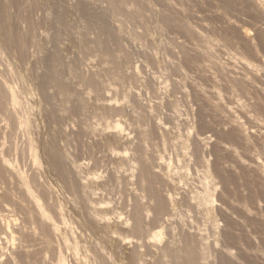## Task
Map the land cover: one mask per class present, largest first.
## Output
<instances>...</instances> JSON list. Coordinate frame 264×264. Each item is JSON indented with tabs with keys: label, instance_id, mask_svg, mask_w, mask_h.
I'll use <instances>...</instances> for the list:
<instances>
[{
	"label": "bare ground",
	"instance_id": "1",
	"mask_svg": "<svg viewBox=\"0 0 264 264\" xmlns=\"http://www.w3.org/2000/svg\"><path fill=\"white\" fill-rule=\"evenodd\" d=\"M89 1L91 0H80L79 2L81 3V5L82 4L85 5L86 2ZM93 1H95L94 2L95 4H98L97 2L100 3L103 2L104 4L103 3L102 4L106 5V7L111 6L112 2L113 3L116 2L115 0H93ZM117 1L118 2L116 4L118 8L116 7L117 9L116 11H114V21H116L117 23L120 22L122 24L121 27L115 26L116 28L114 27L115 28L114 29L113 27H108V26L102 27L104 25L89 24V26L87 25L88 26L87 32L88 31L91 32L89 33L91 36H93V38L90 36L92 38V41L94 40L96 41V43L100 42L103 43V46L104 45L107 46V50H105L106 52L103 53L104 58L106 57L108 58L109 56H114V57L116 56V58L118 56L119 58V54L115 53V50L114 52L113 50H111L112 49L111 46L113 44L116 45L117 43L119 45L118 47H120V50L122 51V52L120 51V53L121 54L124 53L126 61L123 59H121L122 61L116 60L117 61L116 66L113 64L112 69H114L113 72L118 71L117 75L114 76L112 74L111 76L110 73H107L102 79L104 81V84L106 83L105 85L106 87L104 88L105 89L104 91L105 92L107 91L106 92L107 97L106 96L105 98L100 97L103 96L99 94L102 92L101 90H99L101 92L96 94L97 96L92 97L94 101V110H93L94 115L92 114L93 111L91 110L93 108V105L90 108V110L92 111L90 115H93L91 116V118L93 117L94 122L92 121L93 119H90V115H88L89 117L86 116L87 115L85 112L86 106L84 105L87 104L85 103L84 105L82 104L80 107L81 111L79 112L80 113L79 117H81L80 119L81 123L80 122L79 123L81 124L80 127L81 129L94 130L91 133L99 134L100 136L102 135V133L103 135H105V133H107L106 135L109 134L112 135L111 134L112 129L120 125L121 120L119 119V115L123 114L122 113L123 108L126 104L123 102L126 101L124 98L127 97V93L129 89H133L136 91L137 96L134 97L133 100L131 98L127 99V102L130 101L131 104L135 106L133 107L135 109L134 112L135 116L134 115L132 116L135 117V119L138 118L139 123L138 124L136 123L137 125L134 123H129L128 125L127 123V126L124 127L130 128L133 126L132 127L133 129L132 128L131 129H132V134L135 137L133 139L135 140L133 142L131 141L132 144L131 146H129L131 142L127 144L128 142L127 141L124 142L123 141L124 139H122L121 135H115L114 141L116 144L114 145L113 148H111L112 146L110 145V148L111 150L113 149V152L111 150L109 151L108 148L109 151L108 154L110 152L114 153L115 151V155L119 153L120 158L118 159L120 160L112 161L108 163L105 161L102 162L101 166L102 167L105 166L108 168L106 173H104L105 175L103 176L104 180L107 179L108 184L105 186L102 185L99 186L98 184L99 187L97 188H99L98 189L99 193H101L102 196L98 195L97 194L98 191H96L97 188L92 186L91 183L81 185L82 183L80 178H82L84 174L82 175L83 169L81 170L82 173L79 170L81 167L83 168L84 166L83 161L85 160H83V158L78 155L79 152L76 153L75 151L77 148L76 143L80 142V137L78 138L77 136L79 132L78 133L73 132L75 133L73 134L69 131L70 134L68 136L70 137L58 138L57 135L58 130L55 129H59V127H56L53 131H51L52 134L50 133L51 135H48L46 137L41 149L36 147L33 141L30 140L29 138H28L29 141L27 140L25 142V145L19 143L18 129L19 128L22 129L24 127L23 129L24 130L27 129L26 132L28 131V127L26 126V122L28 119L27 118L28 111L25 112V110H30L32 109V107L28 103L29 102L27 101L28 99L25 100L23 99L24 102L25 101L27 102L25 104L24 103H19V104L20 105L23 104L24 108L20 110L21 108L19 106L20 109H16L18 106L17 104L20 100L18 101L17 95L19 93L17 92V89L13 86L14 88L13 87H12L13 89L11 88L13 91L12 93L13 95L6 93L8 95V99L11 98V102H10L11 105L10 106L8 105V107L6 106L4 108L2 107L0 108V118L7 122L6 124L7 127H5L6 129L1 128L3 130L2 131L0 130V146H1L0 148V242L3 240L2 243H0V264H68L66 263L67 260H68L67 262H69V258L67 259V255H66L67 253L66 249L62 247V245L64 243L66 244V242H64V240L61 241L62 238L60 237L61 235L59 234L60 230L68 227L70 220L74 219L72 221L75 226L74 229L78 228L81 229L80 231H82L83 228L81 226H83L85 230L89 229L88 231L93 230L92 232H94V230H96L97 226L100 224L101 225L103 224L105 227H109V225L112 222L114 223L113 220H110L111 217H116L118 219L123 218L122 220L124 224H128L133 227L134 233L132 231V234H134L133 237H134V241H135L134 243L136 249L145 250L152 247L153 244L155 245L156 242L161 241L160 248L162 249L159 248V252L161 250L162 252L158 254L156 260H154V263L152 264H216V263L217 264H226V263L227 264H264V252L262 251L260 252L258 250L260 248L258 247L257 249V247L255 246L256 244L255 243H254L255 245L252 244L251 240L248 237L247 238L250 240V242L247 241V239H244L246 238V236L244 238H240V236L239 239H237L238 237L236 238L238 240V243H235V245L237 244L236 245L237 248L235 249L236 247L235 246L232 251L230 250L232 253L230 254L232 255L231 256L232 258L229 257L230 255L228 256L230 260L229 258L228 260L227 258L226 260H223L225 259L224 258L225 256L221 257L223 253L221 252L222 250L219 251L222 247H224L225 242L230 234L228 231H226L227 229L226 230L224 229V224H222L220 221V219H222L221 216L225 217L223 219L227 220L225 221L226 222L225 226L228 227V229L231 227L234 228L235 226L241 227L242 225L244 227H247L245 229H248L250 232L252 230H257L260 228L264 230V165L259 166L255 163L256 159L264 158V146L262 144L264 140V131L262 132L263 133L262 135L263 139L261 140L262 143L259 140L261 138V135H259L260 138H258L259 136H257L256 133L255 135L247 134L248 133L247 131L249 130V129L247 130L248 128L247 126L250 125L249 123H251V125L262 124L263 126L260 125L258 127L261 128L262 126L264 128V105H263L264 99L261 93L262 86L260 88L258 87V85L256 86V84L259 83L258 82L259 79L260 80L264 79V65H263L264 63L261 64L260 62V64L259 63L257 64L255 63L254 60H252L255 56L256 59L258 60V57L260 56V51L261 52L262 50L264 51V34H259L262 33V31L261 32L258 31L259 32L258 35H261L262 38L261 37L260 38L263 39L262 41L259 40L260 41L259 44L262 42L260 46L258 45L256 46L255 44H253L252 46L246 45L250 47L248 49H245L244 51L243 48L242 50L240 48L238 49L237 45H240L241 42L239 43L240 40L238 39L239 34L236 33L237 32L236 30H234L237 24L239 26L241 22L236 23L235 25V21H236L235 17H233V15L226 8L225 11L223 7H222L223 10L222 8H219L220 6L218 7L219 10L221 9V13L223 12V14L220 15L223 18L222 21H224L226 25L224 26L225 27L224 29L226 31L227 29L232 30V34L228 33L229 36L226 37V35L224 34L225 30L223 29L222 34H224L225 37L223 36L224 40L222 39L223 40L222 42H224V44L221 45L219 43H216V41H214L213 39L214 37L207 35L210 33H207L205 31L207 34H205L206 36H204L205 32L203 31V27L202 29L200 27L195 28L193 26L194 21L192 22L193 23L192 25L189 16L192 15L189 14L191 12L189 13L186 12L185 7H183L185 10H181V8H177L176 6L180 5L179 2L175 4L176 1L174 3L173 0H117ZM38 2H40V0L39 1L38 0H0V44L1 45L11 44L14 41H18V40L22 41L26 37L28 38V36H26L27 32L25 33L22 30H21L22 32H20L19 30L17 31L15 30L12 22L13 18L11 15L13 14L11 13V10L13 8H16L18 14L21 17H24L26 19L24 20L27 21V23L29 24L30 34L29 33L28 34L32 35L33 39L35 35L37 37L39 31L38 33L36 31L41 26V24H43L47 20L48 18L47 12H49L47 11V8L45 6L47 3L44 4ZM158 5H160V7L162 6L164 9L158 8L159 7ZM263 5H261V7ZM104 8L105 6L102 9L104 10ZM257 11L258 10H256V12ZM102 12L104 13V11ZM211 12L213 13V11ZM103 13L100 16L97 13L96 14L99 17L98 19H100L104 23V21L107 20L106 16L110 17V15L113 12L110 13L109 11L105 10V13L104 14ZM246 13L247 12L245 11V14ZM104 18H106V20ZM103 23L100 22V24ZM162 28L164 30H162ZM236 28L239 29L238 27ZM22 29L25 28L23 27ZM200 29L204 33L201 34ZM178 30L180 32L182 31L185 34V36L188 37L187 39L190 40V41L188 40L189 41L188 43V41L185 39L186 40L185 42L187 44L183 42L179 44L177 47H175V50L176 48H178L179 52L182 51L185 55V59H182L183 57L181 58L183 60V61L181 60V63L179 62L181 57L180 55H179L180 57H178L179 61L177 60L178 54L176 51L178 50L174 51L173 47L172 50L167 49L169 45H171V43L174 41L173 38H172L173 41L170 38L171 35L176 33L175 31ZM171 32H173V34L170 35ZM82 39L84 40V38ZM89 40L91 41V39ZM89 40L86 39L83 41V43L84 44L87 43L88 45V42H90ZM94 41L93 43L95 44ZM128 41L129 43L135 44V46L139 45V48L140 47L143 48V46L147 44H149L151 47H148V45L146 46L148 47L146 49L147 51L145 50L146 53L143 51L144 49L142 50L145 56L143 59H141L142 57L138 58V55L141 52L140 50H138L139 48L137 50H133L131 46L130 48H127V46H125L128 43ZM93 43L91 44L93 45ZM249 43L251 44V42ZM12 45H10L9 48ZM90 45L88 46L85 45L84 47V48L88 47L84 49L85 52H83L84 56L82 57L83 58L82 61L85 63L86 62L89 63L90 61H93L94 59L99 57L98 55L95 54V52L93 51L94 49H92ZM5 47L8 48L7 45ZM25 47H22L19 50L22 58L28 59L30 57V53L28 51L27 45H25ZM169 48H171V46ZM81 51L83 50L81 49ZM182 52H180V54ZM258 52L259 55H257ZM1 53H0V58L4 56ZM139 56H143V55L140 54ZM238 57L241 58L240 60L243 62V66H240L241 64L240 65L238 64V66L237 65L235 66L233 65L232 67L229 66L228 63L230 62H228V60L234 59L235 61L237 60L240 61ZM55 62L58 63V61ZM41 63L42 62H40V64ZM85 63H83V65H85ZM11 65L8 67H11ZM140 65L143 66L142 69L144 70L142 71L144 72L147 70L150 71L153 70L156 72V75L158 72L157 78H159V82L161 80L160 83H163L164 86L165 85L167 86L168 84L172 83L171 85L173 86L171 87L184 90V92H186L184 93L186 94V96L183 94L184 98L179 100L176 99L178 102L176 101L177 103H175L174 101L175 104H172V106H167L168 104L167 105L165 104L166 106L165 105L161 106L159 114L158 112H155V115H153L154 114L153 112L152 114L151 113L149 114L148 110L147 112L146 110H143L145 107L143 106L144 108H142L140 104L141 102H143L142 101L143 96L145 95V93H147L146 91L149 89V86H146V84L141 83V80L139 79L140 75L137 76L138 74L135 73V69L137 71V68ZM54 67H56V65ZM59 68L58 69L55 68L56 70H52L55 71L51 77L53 83V85L51 86L52 90H49L48 93L45 92L48 90L47 89L48 87L46 88V90L44 89L45 91L43 90L44 92H41L42 90L38 88L41 91L38 92L39 97L37 98H40L43 102L45 99L50 100V102L48 101V103L52 102V104H50L52 106L51 111L58 112V114L61 116L62 114L60 113L67 114V112L73 109V105L75 106V104L73 103L74 100H77L78 96L81 94L76 92L78 90L76 88L77 86L75 87V84L74 87L76 90L74 88L71 91H66L68 89L65 90L66 86L64 83L66 82H64L65 80H63L64 78V73L62 70L63 68L62 67L61 69ZM122 68L125 71L121 72V70H123ZM9 70H6L3 73L0 71V77L1 78L5 77L8 79H11L12 77L14 81L15 76H17L16 75L17 73H15L14 75L12 73V70L11 71ZM17 71L19 74L18 77L19 78L21 77L22 79L28 78L30 74L29 72L30 70H27L25 68L23 69L21 68L19 70L17 69ZM210 77H212L213 79L211 80ZM90 79L93 80L92 78ZM4 81H6V79ZM4 81L0 84H3ZM19 81L22 82V80ZM67 81H69V79H67ZM69 82L68 84H70ZM11 83L10 85L12 86ZM38 83H40V81ZM52 83H50V85ZM210 84H212L211 88L213 87L212 88L213 92L212 90L211 91L209 90ZM82 85L84 86V82ZM188 86L189 87L191 86V88L196 87V89L194 90H198V92L194 91V94L195 93L199 94L197 95V97L195 96L196 99L197 98L203 99L205 94H208L209 91L210 94L211 93L215 94L213 95L212 98H214L215 96V100L216 99L217 100L215 101L212 98L210 99L214 100L213 104L215 105V107H217L218 111L220 112L223 111L222 113L224 117L221 122L220 128H223L226 131L227 137H225L226 136L225 135L223 138L225 139L227 138L228 140L227 145L230 144V146L233 148L232 151L233 154L230 153V156L232 157V155L236 154L237 157L234 155L236 159L234 157H233L234 160L231 159L229 154L225 153V150L221 151L223 149L222 146L224 145V142L222 143L221 141H219L220 139L217 140V143L219 141V143H222L223 145L220 147V144L218 143L219 144L218 147H220L221 149L218 148L217 152L215 151L217 149L214 150L215 152L214 156L217 154L216 155L217 157H215L216 160L210 161L211 157L208 158V156L206 155L207 151L205 152L206 150L205 148H208L209 139L204 138L201 134H197L199 132H196V129L198 128L199 131L202 128V127L200 128L201 125L203 126V128H206V125L209 127V124L212 125L214 124V127H216L215 130L217 131V127L220 126L219 123L220 120L219 118H215V116L213 118L212 114L214 112L212 111H214V108H211V110L213 109L211 111L212 114L211 112L210 113L208 112V114L209 115L211 114L212 117L207 116V110L210 109V107L209 109L205 108L207 106L205 107L200 106L202 109L200 114L201 115L203 114V116H201L202 121L200 120L202 124L199 123L200 126L197 125L198 123L197 124L194 123L192 117L189 118L190 98L188 99L187 97L188 95L187 90L191 91V88H189ZM99 87H101V85ZM103 87H101V89ZM151 87L152 86H150V89ZM0 88L3 90L1 85ZM253 88L254 90L251 91V89ZM94 89H100V88H94ZM7 91H9V89ZM156 91L157 90H155L154 92ZM148 92L150 93L151 91L149 90ZM9 95H11V97H9ZM153 96H155V94ZM80 98L81 97L78 98V101ZM102 101H105V106L98 104ZM37 103L36 105L32 103V105L33 106L35 105L34 107L36 108ZM142 105H144V103ZM41 107H43V105ZM41 107L38 106V108L42 109ZM262 107L263 109H261ZM78 109L79 108H77V110ZM183 114H185V116L191 120H185L186 118L184 117L185 119L183 118L184 120L183 122L181 121L182 122L181 123L179 118L181 117L180 115ZM215 114H217V112ZM178 116L180 117L178 118ZM199 117L200 116H198V118ZM201 117L199 119H201ZM57 119H58L57 124H59L58 126L64 124V121H62L63 119L60 120L59 117ZM131 119L135 120L132 117ZM16 120H18L19 122ZM215 123H219L218 124L219 126L218 125L215 126ZM152 124H154V126L157 125L156 126L157 129L159 128L161 130L165 129L166 131L164 130L165 132L163 131L164 133L163 132L162 133L163 135H166L165 133H167V136H165L164 138L162 135H158L157 133L159 132L153 129L154 126H152ZM14 125H16V127H19L20 125V127L17 129ZM95 125L97 128L99 126V128L94 129ZM168 125L170 126L169 128H167ZM212 125L210 126L212 127ZM55 126L57 125L55 124ZM91 126H93L94 128H92ZM151 126L152 128H150ZM121 127L123 128V125ZM152 129L155 130L157 133L155 131H152ZM206 129L208 130V128ZM223 129H220L219 131L221 132L223 131V133H225ZM167 130H169L171 134L172 137V139L170 138L171 140L167 138L170 137V135L168 136ZM81 132H83V130ZM153 132L158 136H156ZM94 134H92V136ZM212 134L214 135V132ZM246 136L247 138H245ZM133 139L130 138V140ZM225 139L224 140L221 139V140L225 141ZM196 142H199L200 149L194 147L193 150L198 149V154L196 150H194L196 153L194 155L193 154L194 152L192 151V147ZM73 143H75L76 146L75 145L73 146ZM217 145L215 146L216 148ZM171 147H174L175 150L176 149L179 150L177 154L176 152H173V155L174 156L177 155L179 159L178 162L175 164H174L175 161L173 162L171 159H169L170 156L168 157V155L165 154L167 151H170L169 149ZM171 149L173 151V148ZM102 150L104 152V149ZM105 151L107 150L105 149ZM82 156L84 157L83 154ZM174 156H172L171 158H173ZM85 159H87V157ZM42 161L46 162L45 167L49 172L57 174L56 176H58L57 179H59V183H60L59 188L61 191L64 192L65 195L68 196V197L66 196L67 197L66 201L62 202L60 199L55 198L56 195L53 196L51 195L53 192L51 193L50 191L51 189H49L50 187L48 188V186L45 184L47 178L45 181L41 180L40 177L43 176L41 175L43 171ZM34 165L36 167H33ZM101 166L100 169H103L104 167L102 168ZM86 168L88 167L86 166ZM176 169L180 170L181 173L180 172L177 173ZM79 172L80 174L78 179ZM80 175H82V177ZM87 177H84V179L86 180ZM107 182L105 181V183ZM46 183L48 184V182ZM179 183H182L184 185L185 191L178 195H176L175 193L174 195L172 193L173 192L172 190L175 187V185ZM155 190L159 191V194L161 195L160 197H162V199L164 198L166 201L167 199L171 201L173 207L171 213L170 210L165 211L163 209L167 214L162 213L163 218H161V220L155 225V229L153 228L152 230L149 228V227L152 228V226H149L147 228L148 225L147 222H149L151 218H155L158 212V206H157L158 204L157 205L154 204V201L152 200L153 197L151 196V194L154 193ZM54 193L56 192L54 191ZM95 194H97V196L103 197V199L96 202L93 197V195L96 196ZM228 197H230L231 199L229 198L230 200L228 202H225L224 200L228 199ZM157 198L159 197L157 196ZM116 205H118L119 207ZM110 208H111L110 212L108 210L106 211V209H110ZM162 214L160 212L161 216ZM73 216H75L76 218L75 217L73 218ZM15 218L20 220L17 224L14 223ZM116 218H112V219L116 220ZM162 220H165V222L163 223ZM112 226L113 225H111V229H113ZM148 229L152 232L149 233L150 231L148 232ZM117 230L114 232H112L111 230L112 232L111 234L114 235L115 233H117L118 236L121 237L119 239L124 240L126 235L125 233L123 234V232L125 231L122 230L123 232H120L119 231L120 229L118 231ZM99 232L101 233L103 231H99ZM253 233L254 231L252 232V234ZM92 234L90 237L94 236L95 232ZM69 235L70 236H68L69 238L67 239V242L70 241L69 244H71L74 241L73 235H71L70 233ZM33 237H40V239H42L44 243H46L45 246L46 249L43 251H38V253L28 252L26 254L24 252L26 254V255L24 254L25 256L21 254H20L21 256H19L18 253L10 252L11 249L6 245L7 242L3 244L5 239L9 242L19 241L23 244V245L21 244L22 247H24V244L28 245V242L30 240L34 243L32 242L29 243H32L34 245L39 241L36 238L35 239L38 242L33 241L34 239ZM92 238L91 239L89 238L88 240L86 239L88 246L87 254H86L88 257L87 264H125L123 262V260L125 261V259L119 262L115 259L114 252L117 249V243L116 241H114V239L111 240L112 244L110 242L111 245L110 247L107 248L105 246L96 247L94 244L95 239L93 240ZM152 238L153 241L155 240L154 242L152 241ZM131 239L133 240V238ZM150 241L153 243H151ZM229 241L232 240L230 239ZM234 241L235 239L233 240V242ZM54 242L56 243L55 245H53ZM36 250L37 249H35V251ZM224 251L226 252V250ZM220 252L222 254H220ZM5 257L6 258L8 257V260L5 259L6 260L5 261L4 260ZM138 258L139 257H137L135 263L142 264L143 261L140 262L142 260L141 259L142 257L139 259ZM134 261L129 262V264L131 263L134 264L133 263ZM69 263H72V261H70Z\"/></svg>",
	"mask_w": 264,
	"mask_h": 264
},
{
	"label": "rangeland",
	"instance_id": "2",
	"mask_svg": "<svg viewBox=\"0 0 264 264\" xmlns=\"http://www.w3.org/2000/svg\"><path fill=\"white\" fill-rule=\"evenodd\" d=\"M39 1V0H38ZM49 1V2H48ZM52 1H53V3H52ZM80 0H40V2L41 3H44V4H46L45 6H46V8H47V11H49V12H47L48 13V18H47V20L43 23V24H41V26L37 29V33H38V31H39V33L37 34V37H36V35H35V37H34V39H33V37H32V35H29L30 33H29V24L27 23V21H25L26 19L24 18V17H21L19 14H18V11L16 10V8H13L12 10H11V13H13V14H11L12 15V18H13V20H12V22H13V25H14V28H15V30L17 31V30H19L20 32H27L26 33V36H28V38L26 37L24 40H22V41H20V40H18V41H14V42H12L11 44H6L7 45V47L8 48H6L5 46V44H0V53L1 52H4V53H1L2 55H4V56H2L1 58H0V71L3 73V72H5L6 70H9V71H11L12 70V73L15 75V73H17L16 75L17 76H15V80H16V82H15V80L13 81V79H12V77H11V79H8V78H5V77H0L1 79H0V83H2L5 79H6V81H4V83L3 84H0L1 85V87L3 88V90L0 88V91H1V93H0V108L2 107V108H4V107H8V105L10 106L11 105V98H9L8 99V95L6 94V93H9V94H11V95H13L12 93H13V91H12V89L15 87L16 89H17V92L19 93H17L18 95H17V97H18V106H17V108L16 109H20V110H22V108H24V105L23 104H19V103H26L27 101H29L28 103L31 105V107H32V109H30V110H25V112H27L28 114V119H27V122H26V126L28 127V131L26 132V130L27 129H21V128H19L20 127V125H19V127H16V125H14L17 129H18V141H19V143L20 144H24L25 145V142L28 140V138L30 139V140H32L33 141V143H34V145L36 146V147H38V148H40L41 149V147H42V145L44 144V141H45V139H46V137L48 136V135H51L52 134V132L51 131H53L56 127H59V129H55V130H58L57 132H58V138H63V137H65V138H67V137H70V136H68L69 134H70V132L71 133H73V132H75V133H78V138L80 137V142H78V143H76V145H75V143H73V146L75 145L76 147H74V148H76V153H78V155L80 156V157H82L83 158V160H85V161H83L84 162V166H83V168L81 167L80 168V172H81V170H82V175H83V177H82V175H80L82 178H80V180H81V185H85V184H88V183H91V185L92 186H94V187H99V186H105V185H107L108 184V182H107V179H105L104 180V178H103V176L105 175L104 173H106V171H107V167H105V166H101L102 165V162L103 161H105V162H112V161H118V160H120V159H118V158H120L119 157V153L117 154V155H115V151H114V153H112L113 152V149L111 150V148H113L114 147V145L116 144L115 143V141H114V137H115V135H121L122 136V139H124L123 141L125 142V141H127L126 143L127 144H129L131 141L133 142L135 139H133V138H135L134 137V135L132 134V127H124V126H127V123H128V125H129V123H134V124H138L139 122V120H138V118L137 119H135V117H133L132 115H134L135 116V114H134V112H135V109L133 108V107H135V106H133V104H131V102L130 101H128L127 102V99H134V97H136L137 96V93H136V91L135 90H133V89H129V91H128V93H127V97L126 98H124L126 101H123L124 103H126L125 104V106H124V108H123V114H121V115H119V119L121 120L120 121V125H118V127H115L114 129H112V135H106L107 133H105V135H103V133H102V135L100 136L99 134H94V133H91L92 131H94V130H91L90 128V130H87V129H81L80 127H81V121H80V119H81V117H79L80 116V111H81V105L83 104H87V105H84V106H86V108H85V112H86V116H88V115H90V113L94 110V101H93V99H92V97H95V96H97L96 94L97 93H99V92H101V93H99L100 95H103V96H100V97H104L105 98V96L107 97V91L105 92L104 90V88L106 87L105 85H106V83L104 84V81L102 80L103 78H104V76L107 74V73H110V75L112 76V74L114 75V76H116L117 75V73H118V71H114L113 72V70L114 69H112V66H113V64L116 66V62L119 60H121V59H123V60H125L126 61V59H125V55H124V53H120V47H118L119 45L116 43V45L115 44H113L111 47H112V49L111 50H113V52H114V50H115V53H117V54H119V58H118V56H117V58H116V56L114 57V56H109L108 58L106 57V58H104L103 57V53H105L106 51L105 50H107V46H103V43H100V42H97L96 43V41H94L95 42V44L93 43V41H92V38H93V36H91L90 35V31H88L87 32V29H88V26H89V24H92V25H94V24H99V25H104V26H102V27H105V26H108V27H117V26H119V27H121V23L120 22H116V21H114V11H116V9L118 8L117 7V0H115L116 2H112V4H111V6H107L106 7V5H103L104 3L103 2H97L98 4H95L94 2L95 1H93V0H91V1H89V2H86V4L84 5V4H82V5H84V6H82L81 5V3L79 2ZM174 1V3H175V1H176V3L175 4H177L178 2L180 3V7L177 5L176 7L177 8H181V10H185L186 9V12H191V13H189V14H192V15H189L190 16V20H191V23L193 22L194 23V25H193V23H192V25L196 28V27H200L201 29H202V27H203V31L205 32H207V33H210V34H207L206 32L204 33L201 29H200V32H201V34L202 33H204V36H206L205 34H207V35H209V36H211V37H214L213 39H214V41H216V43H219V44H224V42H222L224 39V34L226 35V37L227 36H229V34L228 33H230V34H232V30H228L227 29V31L224 29L225 27L224 26H226L225 25V22L224 21H222V14H223V12L221 13V9L219 10L218 9V7L219 8H226V9H228V11L233 15V17H235V25H236V23H240L239 24V26H238V24H237V26L236 27H238L239 29H237L236 27H235V29L234 30H236L235 32L236 33H238L237 35L239 36L238 37V39H240L239 40V43H240V45H237L238 46V49L240 48L241 50H242V48H243V50L245 51V49H248L250 46H252L253 44H255L256 46L258 45V46H260V44L262 43H260L259 44V40H263V39H261L262 37H261V35H258V33L259 32H261L262 31V33H259V34H264V0H173ZM182 2V4H181V2ZM220 1V2H219ZM237 3H236V2ZM245 1V2H244ZM40 2H38V3H40ZM51 2V3H50ZM60 4H59V3ZM216 2H217V4H216ZM260 2V3H259ZM263 2V3H262ZM63 3V4H62ZM87 3H88V6H87ZM103 3V4H102ZM201 5H200V4ZM211 5H210V4ZM225 3H227V4H225ZM239 3V4H238ZM254 3V4H253ZM259 3V4H258ZM53 4V5H52ZM96 6H95V5ZM100 4V5H99ZM183 4H184V6H183ZM213 4V5H212ZM224 4V5H223ZM237 4V5H236ZM94 5V6H93ZM182 5V6H181ZM261 5H263L262 7H261ZM50 6V7H49ZM101 6V7H100ZM105 6V8H104V10L102 9L103 7ZM113 6V7H112ZM159 6V7H158ZM157 7L158 8H160V9H164L162 6L160 7V5H158ZM164 6V5H163ZM186 6H187V8H186ZM237 6V7H236ZM115 7V8H114ZM117 7V8H116ZM183 7H185V9L183 8ZM210 7V8H209ZM212 7H214V8H212ZM248 7V8H247ZM84 10H83V9ZM94 8V9H93ZM98 8H99V10H98ZM183 8V9H182ZM191 8H192V10H191ZM217 8V9H216ZM223 8H222V10H223ZM102 9V10H101ZM110 9V10H109ZM114 9V10H113ZM188 9V10H187ZM209 9V10H208ZM226 9H225V11H226ZM240 9H241V11H240ZM14 10H15V12H14ZM83 10V11H82ZM93 10V11H92ZM105 10L106 11H109L110 13H112L111 15H110V17H109V20H108V17L106 16V18H107V20H106V18H104L106 21H104V23H103V21H101L100 19H98L99 17H98V15L100 16V15H102V11H104V13H105ZM217 10V11H216ZM240 11V13H239V11ZM243 10V11H242ZM248 10V11H247ZM256 10H258L257 12H256ZM211 11H213V13L211 12ZM245 11L247 12L246 14H245ZM252 11V12H251ZM254 11V12H253ZM260 11V12H259ZM17 12V13H16ZM53 12V13H52ZM64 12V13H63ZM100 12V13H99ZM228 12V13H229ZM57 13V14H56ZM66 13V14H65ZM98 15H97V14ZM103 13V14H104ZM109 13V14H110ZM209 13V14H208ZM229 13V14H230ZM235 13H237V14H235ZM50 14V15H49ZM56 14V15H55ZM60 14V15H59ZM207 14V15H206ZM221 14V15H220ZM249 14V15H248ZM113 15V16H112ZM212 15V16H211ZM220 15V16H219ZM254 15V16H253ZM52 16V17H51ZM97 16V17H96ZM112 16V17H111ZM213 16H214V18H213ZM243 18H242V17ZM259 16V17H258ZM51 17V18H50ZM66 17V18H65ZM217 17V18H216ZM11 18V19H12ZM56 18H59L60 19V22H59V19H56ZM95 18H96V20H95ZM113 18V19H112ZM205 19V20H203V19ZM213 19V20H211V19ZM239 18V19H238ZM18 19V20H17ZM22 19V20H21ZM25 19V20H24ZM261 19V20H260ZM17 20V21H16ZM99 20V21H98ZM207 20V21H206ZM211 20V21H210ZM238 20V21H237ZM259 20V21H258ZM19 21V22H18ZM64 21V22H63ZM110 21V22H109ZM98 22V23H97ZM100 22L101 23H103V24H100ZM202 22H203V24H202ZM218 22V23H217ZM108 23V24H107ZM114 23V24H113ZM220 23V24H219ZM242 23H244V24H242ZM252 23V24H251ZM57 24V25H56ZM114 25V26H112V25ZM118 24V25H117ZM197 24H198V26H197ZM218 24H219V26H218ZM18 25V26H17ZM50 25V26H49ZM88 25V26H87ZM98 25V26H99ZM110 25V26H109ZM222 25H223V27H222ZM211 28H210V27ZM17 27V28H16ZM25 28V29H22V28ZM115 27V28H116ZM118 27V28H119ZM214 27V28H213ZM241 27V28H240ZM258 27H260V28H258ZM86 28V29H85ZM114 28V29H115ZM117 28V29H118ZM197 28V29H198ZM206 28V29H205ZM212 28H213V30H212ZM27 29V30H26ZM164 29H165V27H164ZM163 28H162V30H164ZM208 29V30H207ZM215 29V30H214ZM222 29V30H221ZM223 29L225 30V33L224 34H222V31H223ZM242 29V30H241ZM22 30V31H21ZM61 30H62V32H61ZM65 30V31H64ZM70 30V31H69ZM199 30V29H198ZM49 31V32H48ZM72 31V32H71ZM241 31V32H240ZM259 31V32H258ZM67 32V33H66ZM90 32V33H89ZM132 32V31H131ZM176 33H174L173 34V32H171L170 33V35L171 34H173V35H171V39L173 38L174 39V41H173V39H172V41L174 42V43H176V44H174L172 41V43H171V45H169V47L171 46V48H167V49H171L172 50V47H173V50L174 51H176V50H178V51H176L177 52V54H178V56H177V58L178 57H180V61H179V58L177 59L180 63H181V60L182 59H185V55H184V53L182 52V51H180V52H182L183 53V55H182V53L180 54V52H179V49L178 48H176V50H175V47H177L179 44H181V43H185V44H187L185 41L187 40H189V39H187L188 37L187 36H185V34L181 31H175ZM218 32V33H217ZM227 32V33H226ZM29 33V34H28ZM50 33V34H49ZM53 33H54V36H53ZM57 33V34H56ZM89 35H88V34ZM133 33V32H132ZM180 33V34H179ZM55 34H56V36H55ZM85 34V35H84ZM135 34V33H134ZM183 34H184V36H183ZM228 34V35H227ZM247 34V35H246ZM39 35V36H38ZM68 35V36H67ZM71 37H70V36ZM86 35H88V36H86ZM85 36V37H84ZM92 38H91V37ZM176 36V37H175ZM224 36V37H223ZM51 39H50V38ZM88 37V38H87ZM184 37V38H183ZM186 37V38H185ZM220 39H219V38ZM261 37V38H260ZM82 38H84V40H89V39H91V43H93V45L90 43V42H88V45H90V47L92 48V49H94L93 51L95 52V54L96 55H98L99 57L98 58H96V59H94L93 61H90L89 63H85V62H83L82 60H83V56H84V53L83 52H85V50L84 49H86V48H88V47H86V48H84L85 47V45L86 46H88L87 45V43L86 44H84L83 43V39ZM183 38V39H182ZM257 38V39H256ZM83 41H82V40ZM186 39V40H185ZM223 39V40H222ZM252 39H254V40H252ZM25 40H26V42H25ZM34 40V41H33ZM38 40V41H37ZM51 40V41H50ZM57 40V41H56ZM182 40V41H181ZM217 40H218V42H217ZM220 40V41H219ZM243 40V41H242ZM247 40V41H246ZM20 41V42H19ZM27 41H28V43H27ZM82 41V42H81ZM177 41V42H176ZM181 41V42H180ZM190 41V40H189ZM189 41H188V43H189ZM58 42V43H57ZM249 42H251V44L249 43ZM25 43V44H24ZM38 43H39V45H38ZM55 43V44H54ZM126 43V42H125ZM124 43V44H125ZM238 43V44H239ZM13 44V45H12ZM20 44V45H19ZM28 44H29V46H28ZM33 46H32V45ZM35 44V45H34ZM53 44V45H52ZM130 44V45H129ZM131 44H133V43H129V41H128V43L125 45V46H127V48H130V46L132 47V49L133 50H137L138 48H139V45H136L135 46V44H133V45H131ZM242 44V45H241ZM10 45H12L10 48H9V46ZM22 45H24V46H22ZM25 45H27V47H28V51H29V53H30V57L28 58V59H25V58H22V56H21V54H20V48H22V47H25ZM148 45V47H151L149 44H147ZM147 45H145V46H143V48L142 47H140L138 50H140L141 52L139 53V55L140 54H142L143 56H139L138 55V58H140V57H142L141 59H143L144 58V56H145V54H144V52L146 53V49L148 48V47H146ZM173 45V46H172ZM175 45V46H174ZM189 45V44H188ZM246 45H250V46H246ZM3 46V47H2ZM133 46H134V48H133ZM239 46H242V47H239ZM105 47V48H104ZM145 47V48H144ZM247 47V48H246ZM2 48V49H1ZM6 48V49H5ZM26 48V47H25ZM81 49L83 50V51H81ZM144 49V50H143ZM3 50V51H2ZM19 50V51H18ZM144 52H143V51ZM146 50V51H145ZM80 51V52H79ZM118 51V52H117ZM232 51H234V50H232ZM122 52V51H121ZM6 53V54H5ZM12 53V54H11ZM59 53V54H58ZM98 53V54H97ZM81 54V55H80ZM57 55V56H56ZM120 55H122L123 56V58H122V56H120ZM180 55V56H179ZM257 55H259V52H258V54ZM54 56V57H53ZM225 56V55H224ZM262 56V57H261ZM3 57H4V59H3ZM6 57H7V59H6ZM62 57V58H61ZM183 57V58H182ZM258 57V56H257ZM53 58V59H52ZM82 58V59H81ZM182 58V59H181ZM255 59H256V56L254 57ZM252 59V60H254L255 61V63H259L260 64V62H261V64L262 63H264V51L262 50V52L260 51V56L258 57V60L256 59ZM263 58V59H262ZM19 59V60H18ZM46 59V60H45ZM51 59V60H50ZM62 59V60H61ZM81 59V60H80ZM115 59V60H114ZM238 59L240 60L241 58L240 57H238ZM262 59V60H261ZM9 60V61H8ZM18 60V61H17ZM45 60V61H44ZM117 60V61H116ZM140 60V59H139ZM54 61V62H53ZM55 61H58V63L57 62H55ZM62 61V62H61ZM67 61V62H66ZM80 61H82L83 63H85V65H83V63L82 62H80ZM122 61V60H121ZM125 61H123V62H125ZM183 61V60H182ZM241 61V60H240ZM235 61L234 59H229L228 60V62H230V63H228L229 64V66H235V65H237L238 66V64L240 65V66H243V62L241 61ZM256 61H258V62H256ZM11 62V63H10ZM40 62H42L41 64H40ZM49 62V63H48ZM123 62H121V63H123ZM57 63V64H56ZM59 63H60V66H59ZM70 63V64H69ZM9 64V65H8ZM13 65V67H12V65ZM20 64V65H19ZM39 64V65H38ZM65 64H66V66H65ZM82 64V65H81ZM89 64V65H88ZM11 65V67H8V66H10ZM24 67H23V66ZM56 65V67H54ZM58 65V66H57ZM64 65V66H63ZM264 65V64H263ZM7 66V67H6ZM43 66V67H42ZM82 66V67H81ZM85 66V67H84ZM141 66V65H140ZM138 67L137 68V71H136V69H135V73L136 74H138L137 76H139L140 75V77H139V79L141 80V83H143V84H146V86H149V89L146 91L147 93H145V95L143 96V99H142V101L143 102H141V107L142 108H144L143 110H146V112H147V110H148V113L150 114H152V112L154 113L153 115H155V112H158V114H159V111H160V107L161 106H163V105H167V106H172V104H175V103H177L178 101L177 100H179V99H182V98H184V95L186 96V94H184V93H186V92H184V90H180V89H178V88H174V87H171V86H173V85H171V84H168L166 87L163 85V83H160L161 82V80H160V82H159V78H157V75H158V72H157V75H156V72L155 71H153V70H147V71H142V70H144V69H142V67L143 66H141V67ZM40 67V68H39ZM54 69H53V68ZM60 67V68H59ZM61 67L63 68L62 70H63V73H64V78H63V80H65L64 82H66V83H64L65 84V90L66 89H68V90H66V91H71V90H73V88L75 89V87L77 88V90L78 91H76V92H78V93H80L81 95H79L78 96V98L79 97H81L80 99H79V101H78V98H77V100H74V104H75V106L73 105V109H71V111H69V112H67V114H63V113H60V114H62L61 116L58 114V112H55V111H51L52 110V106L50 105V104H52V102L51 103H48V101L50 102V100H47V99H45L44 100V102L40 99V98H37V97H39L38 96V92L39 91H41V92H44L45 90H46V88L48 89L47 91H45V92H48L49 93V90H52L51 89V86L53 85V83H52V79H51V77H52V75H53V73L55 72V71H52V70H56L55 68H59V69H61ZM72 68V70H71V68ZM74 67V68H73ZM7 68V69H6ZM23 69V68H25V69H27V70H30L29 72H30V74H29V76H28V78H24V79H22L21 77L19 78L18 76H19V74H18V71H17V69L19 70V69ZM30 68V69H29ZM32 68V69H31ZM49 68V69H48ZM65 68H66V71H65ZM70 70H69V69ZM76 68V69H75ZM6 69V70H5ZM37 71H36V70ZM123 69V68H122ZM14 70V71H13ZM36 72H35V71ZM49 70V71H48ZM68 70V71H67ZM75 70V71H74ZM123 71H125L124 69L123 70H121V72H123ZM150 71V72H149ZM48 72V73H47ZM151 72H153V73H151ZM36 73V74H35ZM39 73V74H38ZM156 75V77H155V75ZM50 77H49V76ZM133 75V74H132ZM47 76V77H46ZM91 76V77H90ZM213 76V75H212ZM18 77V78H17ZM66 77V78H65ZM81 77H82V79H81ZM95 77H96V79H95ZM90 78H92L93 80H91ZM101 78V79H100ZM142 78V79H141ZM157 78V79H156ZM211 78V80L213 79L212 77H210ZM28 79V80H27ZM67 79H69V81H67ZM98 79V80H97ZM8 80V81H7ZM12 82H10V81ZM19 80H22V82L21 81H19ZM47 80V81H46ZM50 80V81H49ZM88 80V81H87ZM91 80V81H90ZM95 80V81H94ZM40 81V83H38ZM83 81L84 82V86L82 85L83 84V82L81 83V82ZM90 81V82H89ZM100 81V82H99ZM6 82V83H5ZM42 82V83H41ZM48 82V83H47ZM68 82L70 83V84H68ZM87 84H86V83ZM95 84H94V83ZM148 82V83H147ZM259 83H257L256 84V86L258 85V87L260 88L261 86V93H262V96H263V99H264V79H259V81H258ZM10 83L12 84V86L10 85ZM15 83H17V84H15ZM21 83H22V85H21ZM50 83H52L51 85H50ZM80 83V84H79ZM152 83V84H151ZM27 84V85H26ZM36 84V85H35ZM67 84V85H66ZM73 84V85H72ZM74 84H75V87H74ZM88 84H90V85H88ZM102 84H103V86H102ZM262 84V85H261ZM17 85V86H16ZM19 85H21V86H19ZM46 85V86H45ZM49 85V86H48ZM70 85V86H69ZM78 85H79V87H78ZM82 85V86H81ZM92 85H93V87H92ZM97 85V86H96ZM101 85V87H103L102 89H101V87H99ZM189 85H191V84H189ZM4 86V87H3ZM14 86V87H13ZM23 86V87H22ZM27 86V87H26ZM37 86V87H36ZM70 88H68V87ZM73 86V87H72ZM86 86H88V87H86ZM150 86H152L151 87V89H150ZM162 86V87H161ZM164 86V87H163ZM191 86H193V85H191ZM191 86L189 87V88H191ZM211 86H212V84H210V88H211ZM8 87V88H7ZM10 87V88H9ZM13 87V88H12ZM18 87V88H17ZM49 87H50V89H49ZM154 87H155V89H154ZM168 87V88H167ZM4 88H5V90H4ZM12 88V89H11ZM38 88H40L41 90H39ZM81 88V89H80ZM90 90H89V89ZM94 88H100V89H94ZM166 88V89H165ZM209 88V90L211 91L212 90V92H213V87L210 89ZM9 89V91H7V90ZM22 89V90H21ZM45 89V90H44ZM153 89V90H152ZM193 89V90H192ZM194 89H196V87L195 88H191V91L190 90H187V97H188V99H189V118H191L192 117V120L194 121V123L195 124H197L198 126H200L199 125V123H201V121H202V117L201 116H203V114L201 115L200 113H201V111H202V109H201V107H205V106H207V107H205V108H207V109H209V107H210V111L209 110H207V116L208 117H212V115H213V118H214V116H215V118H219V123H220V126L218 125L219 123H215V126H219V127H217V131L215 130L216 129V127H214V124L212 125V124H209V127L206 125V128H208V130L206 129V128H203V126L201 125L200 126V128H201V130H199L198 131V128L196 129V132H199V133H197V134H201L204 138H206V139H209V145H208V148H205L206 150H205V152L207 153L206 155L208 156V158H210L211 160L210 161H215L216 160V158L215 157H217L216 155L214 156V154H215V152H214V150L215 149H217V150H215L216 152L218 151V148L219 149H221L220 147L223 145L222 143L224 142V145H226V146H222L223 147V149L221 150V151H224L225 150V153H228L229 154V156H230V153L231 154H233V148L230 146V144L229 145H227V142H228V140H227V138L225 139V138H223L225 135V137H227V134H226V131L223 129V128H220L221 127V122H222V120H223V117H224V115H223V111H218V109H217V107H215V105L213 104L214 103V100H215V96H214V98H212L213 97V95H215L214 93H211L210 94V91L208 92V94H205V96H204V100L203 99H196V97H197V95H199V94H197V93H195L194 94V91H196V92H198V90H194ZM263 89V90H262ZM44 90V91H43ZM64 90V91H65ZM76 90V89H75ZM93 90V91H92ZM95 90H97V91H95ZM99 90H101V91H99ZM132 90V91H131ZM151 91L150 93L148 92V91ZM155 90H157L156 92H154ZM254 90V88L253 89H251V91H253ZM25 91V92H24ZM104 91V92H103ZM189 91V92H188ZM96 92V93H95ZM130 92V93H129ZM192 92V93H191ZM3 93V94H2ZM103 93V94H102ZM158 95H157V94ZM200 93V92H199ZM98 94V95H99ZM151 94V95H150ZM155 94V96H153ZM184 94V95H183ZM5 95V96H4ZM11 95H9V97H11ZM28 95V96H27ZM84 95V96H83ZM130 95H131V97H130ZM150 95V96H149ZM179 95V96H178ZM189 95H191V96H189ZM4 96V97H3ZM87 96V97H86ZM160 96V97H159ZM193 96V97H192ZM196 96V97H195ZM5 97H6V99H5ZM22 97V98H21ZM27 97V98H26ZM31 97V98H30ZM129 97V98H128ZM153 97V98H152ZM157 97V98H156ZM206 98V99H205ZM210 98H212V99H214V100H209ZM25 99H28L27 101H25L24 102V100ZM29 99H31V100H29ZM36 99V100H35ZM38 99V100H37ZM86 99V100H85ZM177 99V100H176ZM196 99V100H195ZM8 100H10V101H8ZM39 100H41V101H39ZM46 100H47V102H46ZM206 100V101H205ZM217 100V99H216ZM215 100V101H216ZM2 101V102H1ZM7 101V102H6ZM32 101V102H31ZM76 101V102H75ZM85 101V102H84ZM88 101V102H87ZM93 103H92V102ZM174 101H175V103H174ZM177 101V102H176ZM190 101H191V103H190ZM198 103H197V102ZM203 101V102H202ZM213 101V102H212ZM40 103V102H42V103H40V104H38V103ZM80 102H81V104H80ZM83 102V103H82ZM200 102V103H199ZM263 102H264V100H263ZM32 103L33 104H35L36 105V103H37V107L36 108H38V106H42L43 105V107H44V109H43V107H41L42 109H40V108H38V109H36L33 105H32ZM77 103V104H76ZM144 103V105H142ZM202 103V104H201ZM42 104V105H41ZM99 105H102V106H105V101H102V102H100V103H98ZM191 104V105H190ZM93 105V108L90 110V108H91V106ZM147 105V106H146ZM165 105V106H166ZM198 105H199V107H198ZM211 105V106H210ZM263 105H264V103H263ZM15 106V107H16ZM19 106H20V108H19ZM144 106V107H143ZM201 106V107H200ZM182 107V106H181ZM35 108V109H34ZM50 108V109H49ZM77 108H79L78 110H77ZM211 108H214V111H212L211 110ZM40 109V110H39ZM159 109V110H158ZM200 109V110H199ZM261 109H263V107L261 108ZM42 110V111H41ZM48 110V111H47ZM132 110V111H131ZM1 111H2V109H1ZM196 111H199V112H196ZM214 112L213 114H212V112ZM263 111V110H262ZM48 112V113H47ZM54 112H55V114H54ZM78 112V113H77ZM197 114H196V113ZM208 112L210 113L211 112V114L209 115L208 114ZM217 112V114H215ZM219 112V113H218ZM89 113V114H88ZM191 113V114H190ZM199 113V114H198ZM221 113V114H220ZM75 114V115H74ZM77 114V115H76ZM93 115H94V111H93V113H92ZM157 114V113H156ZM220 114V115H219ZM73 115V116H72ZM93 115H90V119H93V117L91 118V116H93ZM128 115V116H127ZM153 115H151V116H153ZM192 115V116H191ZM196 115H197V117H196ZM223 115V116H222ZM64 116V117H63ZM181 116V117H180ZM180 116H178V118H179V120H180V122L182 121L183 122V120L185 119V120H191V119H189L188 117H186L185 116V114H183V115H180ZM183 116V117H182ZM198 116H200L201 117V119H199L198 118ZM222 116V117H221ZM59 117V119L61 120V119H63L62 121H64V124L63 125H61V126H58L59 124H57V121H58V118ZM78 117H79V119H78ZM89 117V116H88ZM131 117L132 118H134L135 120H133V119H131ZM185 117V118H184ZM198 118V119H196V118ZM182 118V119H181ZM184 118V119H183ZM220 118H222V119H220ZM1 119V118H0ZM16 119H17V117H16ZM137 120V121H136ZM199 120V121H198ZM201 120V121H200ZM16 121H18V120H16ZM93 122H94V119L92 120ZM136 121V122H135ZM19 122V121H18ZM80 122V123H79ZM122 122V123H121ZM181 122V123H182ZM185 122V121H184ZM28 123V124H27ZM33 123V124H32ZM7 122L5 121V120H0V130L2 131L3 129H6L5 127H7ZM35 124V125H34ZM55 124L57 125V126H55ZM136 124V125H137ZM202 124V123H201ZM250 124V125H249ZM249 124H247V125H249V126H247L248 128H247V134L248 135H255V133H256V135L257 136H259V135H261V138H260V136L258 137V138H260L259 140H260V142L262 143V135H263V131H264V128L262 127L263 125L262 124H260V125H262L261 126V128L260 127H258V126H260V125H257V124H252L251 125V123H249ZM31 125V126H30ZM33 125V126H32ZM123 125V128L121 127ZM210 125H212V127L210 126ZM254 125V126H253ZM2 126V127H1ZM17 126H18V124H17ZM152 126H154V124H152ZM152 126L150 127V128H152ZM156 126L157 125H155L154 127H153V129H155L156 131H158L159 133H157L155 130H153L152 129V131H155L158 135H162L164 138H165V136H167V133H165L166 135H163V133L166 131L165 129H157L156 128ZM35 127V128H34ZM62 127V128H61ZM92 128H94L93 126H91ZM170 126L168 125L167 126V128H169ZM205 127V126H204ZM214 127V128H213ZM254 127V128H253ZM1 128H3V129H1ZM72 130H71V129ZM75 129V131H74V129ZM97 127H96V125H95V128L94 129H96ZM98 128H99V126H98ZM97 128V129H98ZM128 128H129V130H128ZM132 128V129H131ZM219 128V129H218ZM257 128H259V129H257ZM31 129V130H30ZM63 129H64V131H63ZM81 129V130H80ZM220 129H223L224 130V132L225 133H223V131L221 132V131H219ZM263 129V130H262ZM23 130V131H22ZM39 130V131H38ZM48 130H49V132H48ZM78 130V131H77ZM83 130V132H81ZM85 130V131H84ZM165 130V131H164ZM212 130V131H211ZM38 131V132H37ZM61 131V132H60ZM70 131V132H69ZM89 131V132H88ZM95 131H97V130H95ZM164 131V132H163ZM207 131V132H206ZM216 131V132H215ZM21 132V133H20ZM60 132V133H59ZM66 132V133H65ZM87 132V133H86ZM163 132V133H162ZM167 132H168V136L170 135V137H167L169 140H171L172 139V137H171V134H170V132H169V130H167ZM202 132H203V134H202ZM214 132V135L212 134ZM220 132V133H219ZM259 132V133H258ZM261 132V133H260ZM51 133V134H50ZM65 133V134H64ZM75 133H73V134H75ZM91 133V134H90ZM154 133V132H153ZM160 133H162V134H160ZM204 133H205V135H204ZM35 134V135H34ZM39 134V135H38ZM92 134H94L93 136H92ZM155 134V133H154ZM246 134V133H245ZM61 135H62V137H61ZM80 135H82V136H80ZM86 135V136H85ZM99 135V136H98ZM156 135V134H155ZM158 135H156V136H158ZM247 135V136H248ZM88 136V137H87ZM103 136V137H102ZM106 136V137H105ZM111 138H110V137ZM244 136V135H243ZM247 136L245 137V138H247ZM26 137V138H25ZM210 137V138H209ZM130 138H132L133 140H130ZM166 138V139H167ZM171 138V139H170ZM85 139V140H84ZM220 139V140H219ZM224 140L225 139V141H222V140ZM21 140V141H20ZM129 140V141H128ZM212 140V141H211ZM217 140H219V141H221L222 143H219V141H218V143L220 144V147H218L219 146V144L217 143ZM29 141V140H28ZM88 141V142H87ZM39 142V143H38ZM98 142V143H97ZM132 142L130 143V145L129 146H131V144H132ZM80 143V144H79ZM121 143V142H120ZM38 144V145H37ZM84 144V145H83ZM88 144V145H87ZM196 144V145H195ZM194 145H193V147H192V151L194 152L193 154L195 155L196 153H195V151L194 150H196V152H197V154H198V149H194L193 150V148L194 147H196V148H199L200 149V145H199V142H196ZM218 144V145H217ZM263 146H264V140H263ZM110 145L112 146L111 148H110ZM217 145V148L215 147ZM91 146V147H90ZM121 146V145H120ZM122 146H123V144H122ZM127 147V146H126ZM227 147V148H226ZM0 148H1V146H0ZM86 148V149H85ZM100 150H99V149ZM108 148H109V151L111 150L112 152H110L109 154H108ZM171 148H173V151H172V149ZM169 150L170 151H167L165 154L166 155H168V157H169V159H171L173 162H174V164L175 163H177L178 162V156L177 155H175V156H177V157H175L174 155H173V152H176V154H177V152H179V150H175L174 149V147H171ZM79 149V150H78ZM102 149H104V152H103V150ZM105 149L107 150V151H105ZM208 149H209V151H208ZM98 150H99V152H98ZM88 151V152H87ZM81 152V153H80ZM84 152V153H83ZM101 152H102V154H103V157H102V154H101ZM106 152V153H105ZM169 152V153H168ZM210 152V153H209ZM212 152V153H211ZM86 153V154H85ZM209 153V154H208ZM82 154L84 155V157L82 156ZM93 154V155H92ZM108 154V155H107ZM235 156H236V154H234ZM234 155H232V157L230 156V158L231 159H233V157L236 159V157L234 156ZM107 156V157H106ZM172 156H174L173 158H171ZM213 156V157H212ZM87 157V159H85ZM92 157V158H91ZM43 159V158H42ZM176 159V160H175ZM261 159L262 158H259V159H256L255 160V163L257 164V165H264V162H262V161H264V158L262 159V161H261ZM92 160V161H91ZM95 160V161H94ZM234 160V159H233ZM87 161V162H86ZM90 162V163H89ZM97 162H99V163H97ZM87 165H86V164ZM92 163V164H91ZM96 163V164H95ZM259 163V164H258ZM104 164V163H103ZM93 165V166H92ZM107 165V164H106ZM42 166H43V171H42V173H41V175H43V176H41L40 178H41V180L43 181H45L46 180V178H47V180L45 181V184L48 186V188L49 189H51L50 191H51V195L53 196V195H56L55 196V198H58V199H60L62 202H64V201H66L67 200V195H65L64 194V192L63 191H61L60 190V188H59V179H57L58 178V176H56L57 174L56 173H51V172H49L47 169H46V162L45 161H42ZM86 166L88 167V168H86ZM92 166V167H91ZM98 166H99V168H98ZM100 166L103 168V169H100ZM33 167H36L35 165L33 166ZM95 167V168H94ZM91 170H90V169ZM97 169V170H96ZM99 169V170H98ZM89 170H90V172H89ZM105 170V171H104ZM99 171H100V173H99ZM80 172L78 173V179H79V174H80ZM89 172V173H88ZM176 172L177 173H179L180 172V170H178V169H176ZM87 173V174H86ZM181 173V172H180ZM45 174V175H44ZM171 174H173V173H171ZM89 175V176H88ZM91 175V176H90ZM88 176V177H87ZM45 177V178H44ZM84 177H87L86 178V180L84 179ZM43 178V179H42ZM93 178V179H92ZM84 179V180H83ZM102 182H101V181ZM105 181L107 182V183H105ZM46 182H48V184L46 183ZM98 184H99V186H98ZM156 187V186H155ZM53 188V189H52ZM102 188V187H101ZM99 188H97V190L96 191H98L97 192V194L98 195H101V193H99V190H98ZM175 189V190H174ZM53 190V191H52ZM177 190V191H176ZM180 190V191H179ZM221 190V189H220ZM54 191L56 192V193H54ZM173 192V194L175 195V193H176V195H178V194H181V193H183L184 191H185V188H184V185L182 184V183H179V184H177V185H175V187L173 188V190H172ZM219 192H221V191H219ZM97 194H95L96 196H94L93 195V197H94V199H95V201L97 202V201H100V200H102L103 199V197H101V196H97ZM150 194H151V192H150ZM67 196V197H66ZM151 196L153 197L152 198V200L154 201V204H158L157 206H158V212H157V217L155 216V218H151L150 220H149V222H147V228L149 227V226H152V228L151 227H149L150 229H152L153 230V228L155 229V225L161 220V218H163V214L164 213H166L165 211L166 210H170V213L172 212V207H173V204H172V202L171 201H169L168 199H167V201L163 198L162 199V197H160L161 195L159 194V191L158 190H155V192L154 193H152L151 194ZM157 196L159 197V198H157ZM98 197V198H97ZM156 197V198H155ZM230 197H228V199H225L224 201L225 202H228L230 199H229ZM96 199H98V200H96ZM167 202V203H166ZM162 205V206H161ZM168 205V206H167ZM116 206H118V205H116ZM165 206V207H164ZM119 207V206H118ZM160 208V209H159ZM162 208V209H161ZM165 211H164V210ZM109 211L110 212V210H111V208L110 209H106V211ZM160 210H162V211H160ZM160 212H161V214H162V216L160 215ZM168 212V211H167ZM169 213V212H168ZM167 214V213H166ZM158 215H160V216H158ZM166 216V215H165ZM75 216H73V218H74ZM111 217V216H110ZM159 217H160V219H159ZM76 218V217H75ZM112 218H116V217H111V219L110 220H113L114 221V223L112 222L110 225H109V227H105L103 224L101 225H98L97 226V229L96 230H94V232H95V234H94V236H92V237H90L91 236V234L92 233H94V232H92L93 230H90V231H88L87 229L85 230L84 229V227L83 226H81L82 228H83V230L82 231H80L81 229H74V224H73V220L74 219H71L70 220V222H69V225H70V227H69V225H68V227H66V228H63V229H61L60 230V237L62 238H60L61 239V241H63L64 240V242H66V244L64 243L63 245H62V247H64V249H66V255H67V259L69 258V262L70 261H72V263L73 264H87V260H88V257H87V249H88V246H87V240L90 238H92L93 240L95 239V246L96 247H99V246H105V247H110V245L112 244V241L111 240H113L114 239V241H116V243H117V249L115 250V252H114V256H115V259L119 262V261H121V260H123V259H125V261L123 260V262L125 263V264H129V262H132V261H134L133 263L134 264H138V263H135L136 262V260H137V257H139V258H141L142 260L140 261V262H142L143 261V263L142 264H152V263H154V260H156V257L158 256V254L160 253V252H162V250L159 252V248H160V242H156V244L154 245L153 244V246L152 247H150V248H148V249H145V250H142V249H136L135 247V241H134V234H132V231H133V227L132 226H130V225H128V224H124L123 223V218L122 217H119V218H122V219H118V218H116V220L115 219H112ZM221 218L222 219H220V221H221V223L222 224H224V229L226 230V231H228L230 234H229V237H228V239L226 240V242H225V245H224V247H222L219 251H221L220 252V254H222V256L221 257H223V256H225L224 258L225 259H223V260H226V258H227V260H228V258L230 257V258H232L231 256L232 255H230V254H232L231 253V251L234 249V247L237 245H235V243H238V240L237 239H239V236H240V238H244L245 236H246V238H244V239H247V241H249L250 242V240H251V243L252 244H254L256 247H257V249H258V247L260 248V249H258L260 252L262 251V252H264V230L262 229V228H260V229H257V230H252L251 232L248 230V229H245V228H247V227H244V226H242L241 225V227H238V226H235L234 228H229L228 229V227H226L225 225H226V222L225 221H227V220H225V219H223V218H225V217H223V216H221ZM151 220H153V221H151ZM154 220H155V222H154ZM20 220L19 219H17V218H15V220H14V223L15 224H17L18 222H19ZM163 221V223L165 222V220H162ZM224 221V222H223ZM102 222V221H101ZM155 223V224H154ZM150 224V225H149ZM111 225H113L112 227H113V229H111ZM154 225V226H153ZM103 227V228H102ZM130 227H132V228H130ZM226 227V228H225ZM243 227V228H242ZM67 228H68V231H67ZM110 228V229H109ZM235 228H237V229H235ZM118 229H120L119 231L120 232H123V231H125V232H123V234L125 233V235H126V237L124 238V240L123 239H119V238H121V237H119L118 236V234L117 233H113L114 235H112L111 233L112 232H114V231H116V230ZM125 229V230H124ZM231 229V230H230ZM235 229V230H234ZM76 230H77V232H76ZM109 230H110V232H109ZM111 230H112V232H111ZM117 230V231H118ZM123 230V231H122ZM128 230V231H127ZM247 230V231H246ZM259 230V231H258ZM261 230V231H260ZM99 231H103V232H99ZM150 230L148 229V232H149ZM231 231H233V232H231ZM237 231V232H236ZM254 231V233L252 234V232ZM76 232V233H75ZM108 232V233H107ZM152 231H150L149 233H151ZM236 232V233H235ZM247 232V233H246ZM250 232V233H249ZM69 233L71 234V235H73L74 233L76 234H74L73 235V242L71 243V244H69L70 243V241H68L67 242V239L69 238L68 236H70L69 235ZM84 233V234H83ZM133 233H134V231H133ZM249 233V234H248ZM82 234H83V236H82ZM87 234V235H86ZM106 234V235H105ZM129 234H131V235H129ZM238 234V235H237ZM257 234V235H256ZM93 235V234H92ZM108 235H109V237H108ZM116 235V236H115ZM249 235H251V236H249ZM102 238H101V237ZM243 236V237H242ZM75 237V238H74ZM87 237H89V238H87ZM128 237V238H127ZM238 237V238H237ZM250 239H248V238ZM252 237V238H251ZM262 237V238H261ZM36 238L38 241H36V239L34 240V239ZM32 239H33V241H35V242H38V243H36V244H32V243H34V242H32L31 240L29 241V242H32V243H29L28 242V245L27 244H24V247H22V243L21 242H19V241H15V242H9V241H7V240H5L4 239V242H3V244H5V242H7L6 243V245L8 246V247H10V252H12V253H18V255L19 256H21V255H24L25 253L27 254L28 252H31V253H38V251H43V250H45L46 248H45V246H46V243H44V241L42 240V239H40V237H33ZM39 238V239H38ZM118 238V239H117ZM129 238H130V240H129ZM131 238H133V240L131 239ZM235 239V241L233 242V240ZM237 238V239H236ZM84 239V240H83ZM87 239V240H86ZM101 239V240H100ZM109 239V240H108ZM127 239V240H126ZM232 240V241H229V240ZM256 239V240H255ZM40 240H42V241H40ZM97 240V241H96ZM252 240H253V242H252ZM259 240V241H258ZM3 241V240H2ZM2 241L0 242V243H2ZM113 241V242H114ZM123 241V242H122ZM152 241H153V238H152ZM155 241V240H154ZM153 241V242H154ZM96 242H98V243H96ZM110 242H111V244H110ZM120 242V243H119ZM151 242V241H150ZM153 242H151V243H153ZM230 242V243H229ZM257 242V243H256ZM100 243V244H99ZM9 244V245H8ZM22 244V245H21ZM56 243L54 242L53 243V245H55ZM17 245H19V246H17ZM27 247H26V246ZM32 245V246H31ZM29 246V247H28ZM121 246V247H120ZM17 247V248H16ZM47 247H48V244H47ZM75 247V248H74ZM78 247V248H77ZM87 247V248H86ZM23 248V249H22ZM120 250H119V249ZM227 248V249H226ZM237 248V246L235 247V249ZM14 249V250H13ZM29 249V250H28ZM35 249H37L36 251H35ZM78 249V250H77ZM160 249H162V248H160ZM224 250H226V252L224 251ZM231 250V251H230ZM76 251V252H75ZM122 251V252H121ZM136 251H138V252H136ZM140 251V252H139ZM149 251V252H148ZM25 252V253H24ZM142 252V253H141ZM225 252V253H224ZM144 253V254H143ZM229 253V254H228ZM21 254V255H20ZM25 254V255H26ZM135 254H137V255H135ZM225 254V255H224ZM227 254V255H226ZM24 255V256H25ZM230 255V256H229ZM132 256V257H131ZM148 256V257H147ZM229 256V257H228ZM122 258V259H121ZM138 258V259H139ZM230 258H229V260H230ZM8 260V257L6 258H4V260ZM134 259V260H133ZM5 260V261H6ZM127 260V261H126ZM68 261V260H67ZM66 261V263H68V264H72V263H69V262H67ZM139 262V263H140ZM132 264V263H131ZM141 264V263H140ZM217 264V263H216ZM227 264V263H226Z\"/></svg>",
	"mask_w": 264,
	"mask_h": 264
}]
</instances>
